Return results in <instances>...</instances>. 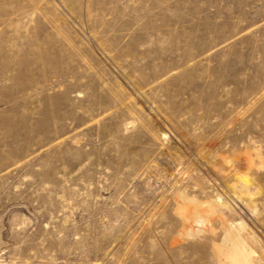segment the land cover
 Returning a JSON list of instances; mask_svg holds the SVG:
<instances>
[{"label":"rangeland","instance_id":"374dc122","mask_svg":"<svg viewBox=\"0 0 264 264\" xmlns=\"http://www.w3.org/2000/svg\"><path fill=\"white\" fill-rule=\"evenodd\" d=\"M0 264H264V0H0Z\"/></svg>","mask_w":264,"mask_h":264}]
</instances>
